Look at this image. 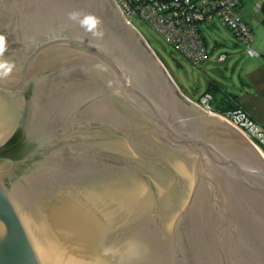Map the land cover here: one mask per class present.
Segmentation results:
<instances>
[{
    "label": "water",
    "instance_id": "water-1",
    "mask_svg": "<svg viewBox=\"0 0 264 264\" xmlns=\"http://www.w3.org/2000/svg\"><path fill=\"white\" fill-rule=\"evenodd\" d=\"M73 10L102 17L99 48ZM0 34L17 66L0 264H264V155L181 92L115 0H0Z\"/></svg>",
    "mask_w": 264,
    "mask_h": 264
},
{
    "label": "built area",
    "instance_id": "built-area-1",
    "mask_svg": "<svg viewBox=\"0 0 264 264\" xmlns=\"http://www.w3.org/2000/svg\"><path fill=\"white\" fill-rule=\"evenodd\" d=\"M127 20L142 18L153 26L164 40L193 65L208 59V51L201 26L221 22L235 37L248 45V53L258 54L250 48L253 31L243 19L241 8L245 0H115ZM222 55L220 62L227 58ZM212 95H205L198 103L211 110ZM225 119L239 129L264 155V129L243 110L229 112Z\"/></svg>",
    "mask_w": 264,
    "mask_h": 264
},
{
    "label": "rangeland",
    "instance_id": "rangeland-1",
    "mask_svg": "<svg viewBox=\"0 0 264 264\" xmlns=\"http://www.w3.org/2000/svg\"><path fill=\"white\" fill-rule=\"evenodd\" d=\"M133 24L145 41L149 43L155 55L185 96L194 101H199L206 93L211 81L217 82L225 91H235L239 75H241L240 72L246 64V56L241 53L243 50L242 43L221 22H216V25L213 26L208 24L201 26L208 43L209 57L199 67L192 65L183 55L170 46L147 22L136 19ZM227 53L233 54V59H229L227 62H219L220 56L227 55ZM205 110L212 115L221 117L235 127L225 119V116L217 113L213 106H211V110Z\"/></svg>",
    "mask_w": 264,
    "mask_h": 264
},
{
    "label": "crops",
    "instance_id": "crops-1",
    "mask_svg": "<svg viewBox=\"0 0 264 264\" xmlns=\"http://www.w3.org/2000/svg\"><path fill=\"white\" fill-rule=\"evenodd\" d=\"M241 14L253 31V40L249 46L258 55L252 57L248 53V45L242 43L241 53L246 56V64L240 72L235 91L227 92L235 94L240 108L264 129V0H246ZM226 58L224 62L232 60L233 54L227 53ZM211 105L216 108L218 102L213 100Z\"/></svg>",
    "mask_w": 264,
    "mask_h": 264
},
{
    "label": "clouds",
    "instance_id": "clouds-1",
    "mask_svg": "<svg viewBox=\"0 0 264 264\" xmlns=\"http://www.w3.org/2000/svg\"><path fill=\"white\" fill-rule=\"evenodd\" d=\"M67 19L73 24L78 25L85 33L89 35L90 47H100L98 43L93 44L92 41H102L106 35L102 17L84 10H73L67 14ZM8 49L9 45L7 36L0 34V81L11 78L14 71L17 69L15 62L6 58L5 56V53L8 51ZM94 67L100 72L108 71V68L103 64H97ZM114 83V81L109 80L107 82L108 87L112 88ZM114 93L119 95V89H114Z\"/></svg>",
    "mask_w": 264,
    "mask_h": 264
},
{
    "label": "trees",
    "instance_id": "trees-1",
    "mask_svg": "<svg viewBox=\"0 0 264 264\" xmlns=\"http://www.w3.org/2000/svg\"><path fill=\"white\" fill-rule=\"evenodd\" d=\"M246 1V0H245ZM142 20L144 22H147L145 21L144 19L142 18H133V22L134 20ZM244 19V18H243ZM246 22V21H245ZM148 23V22H147ZM149 24V23H148ZM216 22L212 25H215ZM224 25V24H223ZM225 26V25H224ZM226 27V26H225ZM228 28V27H227ZM202 29V27H201ZM232 33L233 31L228 28ZM234 34V33H233ZM204 36V35H203ZM204 40H205V43H206V48H207V51H208V46H207V42H206V38L204 36ZM222 56V55H221ZM220 56V57H221ZM227 56V55H226ZM208 57H209V52H208ZM187 59V58H186ZM188 60V59H187ZM191 64L192 62L190 60H188ZM220 62V61H219ZM204 64V62L202 63ZM202 64L200 65H197L195 67H199L201 66ZM193 65V64H192ZM212 95L213 96V100H215L216 102H218V105H216V112L219 113V114H222V115H226L228 114L229 112H232V111H236V110H242L240 108V106L238 105L237 103V96L235 94H231L227 91H225V89H223L217 82L215 81H211L208 85V89L206 91V93L201 97V99L205 96V95ZM200 99V100H201ZM199 100V101H200ZM197 101V102H199Z\"/></svg>",
    "mask_w": 264,
    "mask_h": 264
}]
</instances>
